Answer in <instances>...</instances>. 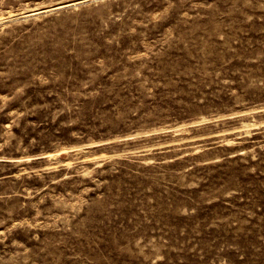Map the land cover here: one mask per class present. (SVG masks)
Returning a JSON list of instances; mask_svg holds the SVG:
<instances>
[{"label":"rangeland","instance_id":"374dc122","mask_svg":"<svg viewBox=\"0 0 264 264\" xmlns=\"http://www.w3.org/2000/svg\"><path fill=\"white\" fill-rule=\"evenodd\" d=\"M0 264H264V0H0Z\"/></svg>","mask_w":264,"mask_h":264},{"label":"water","instance_id":"95a60500","mask_svg":"<svg viewBox=\"0 0 264 264\" xmlns=\"http://www.w3.org/2000/svg\"><path fill=\"white\" fill-rule=\"evenodd\" d=\"M207 121H212V120H207ZM214 121V120H213Z\"/></svg>","mask_w":264,"mask_h":264}]
</instances>
